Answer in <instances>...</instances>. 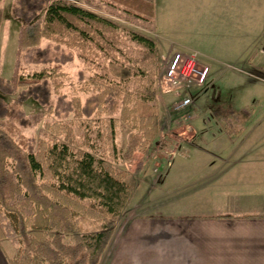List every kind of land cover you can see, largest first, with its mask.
<instances>
[{"label": "trees", "instance_id": "obj_1", "mask_svg": "<svg viewBox=\"0 0 264 264\" xmlns=\"http://www.w3.org/2000/svg\"><path fill=\"white\" fill-rule=\"evenodd\" d=\"M14 13L20 24L13 73L8 79L0 75V249L8 264H98L133 192L131 176L116 169L105 150L98 156L88 138L76 141L61 120L72 115L79 131L91 129L98 117L103 130L98 135L111 144L116 128L125 129L120 154L128 162L157 140V44L118 22L153 31L154 0H85L83 5L17 0ZM2 19L0 5V28ZM42 40L50 43L42 48ZM62 46L78 51L89 66L95 62L99 72L84 77L89 93L84 102L60 96L52 105L60 67L72 59ZM24 61L45 67L24 74ZM27 100L42 110L26 116ZM212 114L227 137L238 135L250 116L231 105L215 107ZM49 115L59 121L45 123L47 139L19 134V127L35 126Z\"/></svg>", "mask_w": 264, "mask_h": 264}, {"label": "crops", "instance_id": "obj_2", "mask_svg": "<svg viewBox=\"0 0 264 264\" xmlns=\"http://www.w3.org/2000/svg\"><path fill=\"white\" fill-rule=\"evenodd\" d=\"M159 1L160 44L196 53L212 83L226 80L223 65L264 73V0H167L169 31ZM233 108L250 112L238 135L221 126L194 152L161 155V174L134 189L98 264H264V107Z\"/></svg>", "mask_w": 264, "mask_h": 264}, {"label": "rangeland", "instance_id": "obj_3", "mask_svg": "<svg viewBox=\"0 0 264 264\" xmlns=\"http://www.w3.org/2000/svg\"><path fill=\"white\" fill-rule=\"evenodd\" d=\"M68 1L80 5L85 3V0ZM96 2L98 3V1ZM0 5L3 10V19L0 28V75L4 79H8L13 73L16 39L20 20L15 17L14 13L17 0H0ZM159 6L162 9H159L157 22L162 25L165 30L169 31L171 26L169 2L167 0H160L158 3V7ZM84 7L88 6L84 5ZM101 10H104V8L102 7ZM96 11L101 16L110 17L106 11ZM112 18L116 20L113 16ZM118 22L128 28L140 31L154 40L157 44L160 67L158 69V88L155 106L161 117V130L157 140L145 154H135L133 159L128 162L124 161L120 154L125 146L127 135L125 129L116 128V133L111 144L104 140L102 141L98 135L102 130L101 121L98 120V117L94 118L95 123L91 129H86L82 126L79 131L77 130V127L80 122L75 121L72 115L62 119L61 122L71 126L76 141L78 140L82 142L85 138H88L90 144L97 145L98 156H101L103 150H105L107 159L111 160L116 169L130 174L131 177L128 181L133 185L134 191L138 186L143 185L144 182L148 183L147 185L149 186L152 179H157L158 175L161 174L160 169L158 168L159 171L157 174L155 172L156 167H158L157 163L161 159V155L194 152L195 147L201 146L199 143H201L202 140L222 136L221 125L212 114L215 107L231 105L235 108H239L244 101L248 102V100H251L252 103L255 102L259 108L264 107V73H261V70H258L257 68L252 71L235 65H230L229 67H226L225 65L222 67L218 66L219 69H223L224 74H226L223 76L226 80L224 79L225 81H223V83H212L206 91L198 92L192 96L191 105L176 110L175 105L180 102L182 96L163 92L160 88L159 82L167 60L176 50L170 47V42L168 45H165V47L164 45H161V35L154 30L149 31L148 28H144L141 23H129L124 20H118ZM169 34L170 33H168V36H170ZM49 43L50 42L46 40H42L40 47L44 48ZM61 49H64L66 54H71L72 59L63 63L60 67L58 78L60 81V87L58 93L52 96V105L56 104L57 99L60 96H64L67 101L74 97H78L81 102H84L89 94L86 91L87 87L85 85L84 77L94 74L95 72L99 73L94 68L95 62L89 66L87 60H84L75 49L70 50L64 46H62ZM22 66L24 67V74H31L32 72L39 71L45 67L43 65H30L25 61L22 62ZM1 96L6 101L11 100V98L3 95ZM22 110L27 116L30 115V113L41 111L42 107L33 100H27L24 102ZM57 121L59 120L53 115L44 116L35 126L19 127V134L26 139H47L49 131L45 128V123H54ZM260 136H264V133H261ZM59 140L62 141L63 136H61ZM194 144L196 145L195 147ZM112 148H114V154H112ZM191 149L193 150L191 151ZM138 166L140 167L139 170H137ZM134 196H137V194H134ZM129 202L130 199L118 219L116 224L117 228L127 215V208L131 207ZM4 247H6V245H4Z\"/></svg>", "mask_w": 264, "mask_h": 264}, {"label": "built area", "instance_id": "obj_4", "mask_svg": "<svg viewBox=\"0 0 264 264\" xmlns=\"http://www.w3.org/2000/svg\"><path fill=\"white\" fill-rule=\"evenodd\" d=\"M159 82L163 92L182 96L176 110L191 105L192 96L206 91L212 84L209 68L199 63L195 53L181 50H176L167 60Z\"/></svg>", "mask_w": 264, "mask_h": 264}]
</instances>
